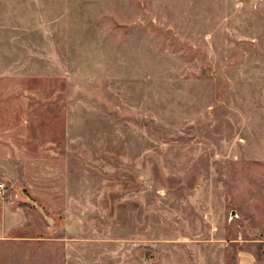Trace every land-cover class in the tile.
Segmentation results:
<instances>
[{"label": "rangeland", "instance_id": "374dc122", "mask_svg": "<svg viewBox=\"0 0 264 264\" xmlns=\"http://www.w3.org/2000/svg\"><path fill=\"white\" fill-rule=\"evenodd\" d=\"M0 264L264 254V0H0Z\"/></svg>", "mask_w": 264, "mask_h": 264}, {"label": "crops", "instance_id": "0c3cea01", "mask_svg": "<svg viewBox=\"0 0 264 264\" xmlns=\"http://www.w3.org/2000/svg\"><path fill=\"white\" fill-rule=\"evenodd\" d=\"M255 257L249 252H239L238 264H255ZM260 264H264V254L262 255Z\"/></svg>", "mask_w": 264, "mask_h": 264}, {"label": "built area", "instance_id": "2783aa9c", "mask_svg": "<svg viewBox=\"0 0 264 264\" xmlns=\"http://www.w3.org/2000/svg\"><path fill=\"white\" fill-rule=\"evenodd\" d=\"M3 189V186L0 184V191Z\"/></svg>", "mask_w": 264, "mask_h": 264}]
</instances>
